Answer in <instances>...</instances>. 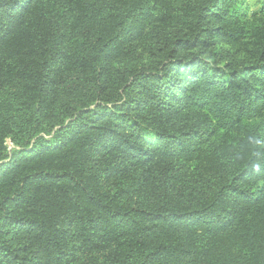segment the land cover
I'll return each mask as SVG.
<instances>
[{
  "label": "trees",
  "instance_id": "obj_1",
  "mask_svg": "<svg viewBox=\"0 0 264 264\" xmlns=\"http://www.w3.org/2000/svg\"><path fill=\"white\" fill-rule=\"evenodd\" d=\"M242 3L0 0V264H264Z\"/></svg>",
  "mask_w": 264,
  "mask_h": 264
},
{
  "label": "rangeland",
  "instance_id": "obj_2",
  "mask_svg": "<svg viewBox=\"0 0 264 264\" xmlns=\"http://www.w3.org/2000/svg\"><path fill=\"white\" fill-rule=\"evenodd\" d=\"M261 1L263 0H243V7H245V9L247 11H250L252 9H255L259 6V4L261 3ZM152 138V135L151 134H148L147 135V139H150Z\"/></svg>",
  "mask_w": 264,
  "mask_h": 264
}]
</instances>
